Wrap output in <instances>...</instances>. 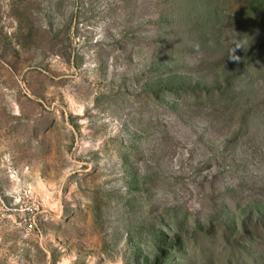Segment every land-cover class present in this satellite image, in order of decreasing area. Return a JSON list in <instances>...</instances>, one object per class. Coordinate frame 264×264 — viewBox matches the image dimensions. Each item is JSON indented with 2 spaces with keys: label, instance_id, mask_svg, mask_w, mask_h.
I'll use <instances>...</instances> for the list:
<instances>
[{
  "label": "rangeland",
  "instance_id": "1",
  "mask_svg": "<svg viewBox=\"0 0 264 264\" xmlns=\"http://www.w3.org/2000/svg\"><path fill=\"white\" fill-rule=\"evenodd\" d=\"M255 260L264 0H0V264Z\"/></svg>",
  "mask_w": 264,
  "mask_h": 264
},
{
  "label": "trees",
  "instance_id": "2",
  "mask_svg": "<svg viewBox=\"0 0 264 264\" xmlns=\"http://www.w3.org/2000/svg\"><path fill=\"white\" fill-rule=\"evenodd\" d=\"M186 94L187 93H179L177 94V97H179V99H183L182 97ZM186 97H188L187 99L195 98L196 103H204V101H206L207 103H213L215 101V95L211 92H204L201 95H198L197 93H189V95H187ZM233 99L224 96L220 101L226 104H231L233 102ZM253 264H264V262H257V260H255Z\"/></svg>",
  "mask_w": 264,
  "mask_h": 264
}]
</instances>
